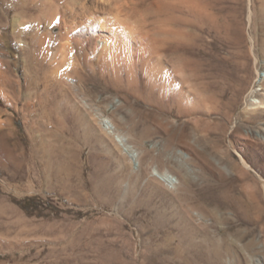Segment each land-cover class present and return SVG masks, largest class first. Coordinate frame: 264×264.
Masks as SVG:
<instances>
[{
	"label": "rangeland",
	"instance_id": "obj_1",
	"mask_svg": "<svg viewBox=\"0 0 264 264\" xmlns=\"http://www.w3.org/2000/svg\"><path fill=\"white\" fill-rule=\"evenodd\" d=\"M28 1L26 15L0 9V264H258L264 259V114L246 107L250 91L261 90L259 75L264 78V68L257 72L250 57L247 70L245 60L249 17H256L258 0H211L209 18L198 17V29L183 31L166 12L140 9L160 53L184 70L206 102L185 125L193 145H156L168 137L153 120L131 112V104L143 113L149 107L108 86L110 78L97 71L85 77V98L99 109L117 99L121 110L110 107L107 115L121 114L125 121L116 131L105 124L106 140L90 137L70 108L69 95L51 81L54 68L66 62V42L60 27H50L48 20L54 7L64 15L77 0ZM235 25L244 31L240 48L228 36ZM46 35L50 42L43 47ZM228 62L230 85L242 78L244 89L225 114L216 110L213 91L219 84L211 69ZM231 89L224 101L218 97L220 104L232 97ZM88 112L101 118L96 109ZM126 145H132L134 157L124 151ZM165 171L179 177L176 191L156 177Z\"/></svg>",
	"mask_w": 264,
	"mask_h": 264
},
{
	"label": "bare ground",
	"instance_id": "obj_2",
	"mask_svg": "<svg viewBox=\"0 0 264 264\" xmlns=\"http://www.w3.org/2000/svg\"><path fill=\"white\" fill-rule=\"evenodd\" d=\"M258 3L260 7H258L259 11L256 17L254 13H251L249 17L251 47L250 55H245L246 69H249L252 58L255 60L257 72L259 68H264V52L261 53L264 51V0H258ZM211 4V0H77L66 9L64 15L52 5L54 7L52 15L47 20L50 27L59 26L61 29L62 38L66 42L64 47L66 62L63 66L54 68L51 81H53V85L58 86V91L62 92L61 94L69 95V100L68 98L67 100L70 108L72 107L77 112L79 124L90 137L97 138L96 141H103L108 136V132L103 128L105 124L116 131L121 121H125L121 114L118 116L107 115L110 107L118 111L123 106V103L117 99H113L106 107L99 109L98 106L91 104L85 98V77L93 76L99 72L102 77L110 78L106 82L108 86H113L120 91L125 90L128 95L143 101L149 107L148 111L143 113L137 111L136 106L131 104V112L135 111L140 113L142 118L153 120L158 132L168 137L165 141H160V139L156 145H171L174 142L193 145L185 125L195 121L196 116L202 110L201 106H206L204 105L206 102L204 103L203 99L194 92L193 85L187 81L184 70L182 72L160 53L155 37L146 31L140 9L143 8L146 11L156 9L166 12L183 31L190 27L197 28L198 23H201L198 17L209 18L212 12H210ZM48 7L50 6L48 5ZM144 19L146 18L144 17ZM204 26L202 24L201 27L204 28ZM243 32L241 25H235L233 30L228 33V36L236 40L238 48L244 41ZM188 34L190 37L194 36L191 32ZM49 39L47 35L42 38L43 47H47ZM245 60L243 61L245 62ZM216 65V63L212 65L211 76L214 79V84H219V87L213 93L217 99L216 110L222 112L224 109H231L238 103L244 85L242 78H238L239 81L237 80L233 86L230 85L232 71L229 62L220 68ZM141 75L143 81H141ZM259 76L263 83L260 87L261 90L255 87L250 91L246 107L254 113L264 114V95L259 96L260 91L264 92V78L261 74ZM46 83V86L51 84L50 81ZM230 87H232L230 92L232 97L227 102H221L224 104H220L218 97L220 101H224L225 94L230 90ZM79 95L81 98L78 100ZM88 109L98 110L101 118L96 119L91 116ZM226 113L227 111H225ZM131 146L126 145L124 151L134 157L136 151ZM180 154L184 157L188 156L183 152ZM156 177L162 179L173 191H176L181 183L179 177L169 171L162 172ZM224 199L223 193L220 196L222 204ZM193 231L191 230L190 233ZM204 233L206 234V232ZM221 243L227 245L224 239L221 240ZM257 262L264 264L263 257L258 258Z\"/></svg>",
	"mask_w": 264,
	"mask_h": 264
},
{
	"label": "crops",
	"instance_id": "obj_3",
	"mask_svg": "<svg viewBox=\"0 0 264 264\" xmlns=\"http://www.w3.org/2000/svg\"><path fill=\"white\" fill-rule=\"evenodd\" d=\"M30 5L28 0H0V9L18 11V14L26 15L25 8Z\"/></svg>",
	"mask_w": 264,
	"mask_h": 264
}]
</instances>
